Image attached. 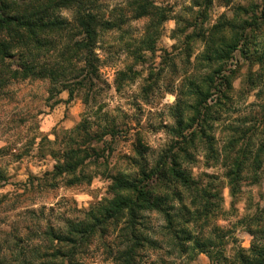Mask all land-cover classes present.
Listing matches in <instances>:
<instances>
[{
    "label": "clouds",
    "instance_id": "obj_1",
    "mask_svg": "<svg viewBox=\"0 0 264 264\" xmlns=\"http://www.w3.org/2000/svg\"><path fill=\"white\" fill-rule=\"evenodd\" d=\"M0 264H264V0H0Z\"/></svg>",
    "mask_w": 264,
    "mask_h": 264
},
{
    "label": "trees",
    "instance_id": "obj_2",
    "mask_svg": "<svg viewBox=\"0 0 264 264\" xmlns=\"http://www.w3.org/2000/svg\"><path fill=\"white\" fill-rule=\"evenodd\" d=\"M145 178L148 179L149 177H145ZM138 195H139V199L144 202V205H146L149 208L161 209L163 204L166 203L167 201V197L156 198L155 200H153L149 194L139 193ZM121 203H124V201H121Z\"/></svg>",
    "mask_w": 264,
    "mask_h": 264
}]
</instances>
